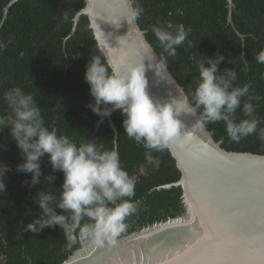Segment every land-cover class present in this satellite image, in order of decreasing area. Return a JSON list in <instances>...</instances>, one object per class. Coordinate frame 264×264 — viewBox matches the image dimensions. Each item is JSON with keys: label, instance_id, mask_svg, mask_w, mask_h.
Instances as JSON below:
<instances>
[{"label": "trees", "instance_id": "trees-1", "mask_svg": "<svg viewBox=\"0 0 264 264\" xmlns=\"http://www.w3.org/2000/svg\"><path fill=\"white\" fill-rule=\"evenodd\" d=\"M10 1L0 0V43L5 45L0 50V115L10 113L3 100L4 92L20 87L34 96L45 126L56 127L58 135H67L78 144L96 140L109 150L115 139L122 168L136 180L131 199L139 201L137 212L125 220L127 229L123 235L182 213L180 186L157 189L180 178L168 148L146 149L129 139L119 110L111 114L117 131L115 138L108 119L86 107L93 101L84 79L86 65L93 56L102 60L104 56L96 45L87 16L81 15L73 30V19L84 6V0H16L6 12ZM132 1L133 8L144 9L137 23L146 31L145 38L191 100L199 75L198 62L223 55L218 74L225 68H234L237 86L252 84L251 93L259 97L252 101L255 115L259 127H264V64L255 60L264 48V0H232V23L228 21L227 0ZM165 23H171L173 29L177 25L190 29L175 57L163 52L152 32L153 26ZM245 61L246 72L242 70ZM197 111L201 114L202 110ZM236 118H246L240 108L236 110ZM206 126L225 150L264 154V141L258 133L235 142L229 138L223 121ZM0 162L11 168L5 174L6 190L0 193V264H28L29 259L31 264H60L88 243L77 230L75 242L69 246L59 226L39 233L22 231L40 214L34 202L37 192H58L63 183V173L53 172L47 154L40 159L42 183H25L30 181L31 174L16 170L23 162L22 154L5 128L0 131ZM48 175L55 176L54 182L45 181ZM56 211L62 213L60 209ZM85 223L87 218L81 221L82 225Z\"/></svg>", "mask_w": 264, "mask_h": 264}, {"label": "clouds", "instance_id": "clouds-1", "mask_svg": "<svg viewBox=\"0 0 264 264\" xmlns=\"http://www.w3.org/2000/svg\"><path fill=\"white\" fill-rule=\"evenodd\" d=\"M143 11L142 7L133 8L132 19H137ZM189 31L183 25L173 29L171 23L152 27L163 52L170 57L176 56L177 48L185 43ZM4 47L0 43V50ZM205 58L198 62L199 75L191 92L195 108L202 110L198 126L223 121L229 138L235 142L257 133L264 141V127H259L260 121L252 103L259 97L251 93L252 84L237 86L234 68H225L222 74H218V66L225 59L223 55ZM144 59L147 58L141 57L137 63L117 73L110 71L106 57L102 60L100 56H93L86 65L84 76L93 98L86 107L100 117L110 116L119 110L124 117V133L129 139L146 149L163 150L177 136L181 124L170 102L154 100L147 92ZM255 60L264 64V48L256 54ZM153 61L152 66L148 63L147 67L157 74L156 65L162 67L163 62ZM247 64L245 61L242 69L245 72ZM244 97L247 99L242 103ZM3 100L10 113L0 115V131L5 128L10 131L22 154L23 162L16 166V170L31 174L30 181L25 183H42L40 159L45 154L53 172L63 173V183L58 192H37L34 202L39 206L40 214L22 231L39 233L45 228L59 226L69 246L75 242L77 230L82 240L95 245L102 246L106 241L114 244L127 229L126 218L136 213L139 205V201L131 199L135 195L136 180L121 166L117 141H112L113 146L109 150L96 140L88 139L78 144L67 135H58L56 127L50 129L45 126L41 107L34 96L20 87L6 90ZM195 108L190 107V111H195ZM238 108L245 119L237 120ZM9 171L11 168L0 162V193L6 190L5 174ZM44 179L52 183L55 176L48 175ZM56 209L62 213L58 214ZM84 218L88 223L82 225ZM28 264H31L30 259Z\"/></svg>", "mask_w": 264, "mask_h": 264}, {"label": "water", "instance_id": "water-1", "mask_svg": "<svg viewBox=\"0 0 264 264\" xmlns=\"http://www.w3.org/2000/svg\"><path fill=\"white\" fill-rule=\"evenodd\" d=\"M233 6L227 0L230 23ZM132 9V0H84L73 30L79 17L87 16L111 71L120 73L147 58L142 61L147 92L154 100L170 102L181 124L167 147L180 178L157 189L180 186L183 210L121 233L114 244L88 242L60 264H264V154L225 150L207 126H198V108L166 65H156L157 74L147 67L153 59L162 60L132 19ZM105 118L117 138L111 115Z\"/></svg>", "mask_w": 264, "mask_h": 264}, {"label": "flooded vegetation", "instance_id": "flooded-vegetation-1", "mask_svg": "<svg viewBox=\"0 0 264 264\" xmlns=\"http://www.w3.org/2000/svg\"><path fill=\"white\" fill-rule=\"evenodd\" d=\"M6 12H7V10H6Z\"/></svg>", "mask_w": 264, "mask_h": 264}]
</instances>
